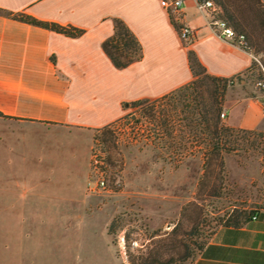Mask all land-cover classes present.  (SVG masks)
<instances>
[{"label":"rangeland","instance_id":"obj_1","mask_svg":"<svg viewBox=\"0 0 264 264\" xmlns=\"http://www.w3.org/2000/svg\"><path fill=\"white\" fill-rule=\"evenodd\" d=\"M236 6L240 33L264 64L258 3ZM218 17L226 21L219 8ZM256 78L254 67L242 81L231 79L225 95L253 89ZM200 86L205 93L211 83ZM190 93L161 102L154 110L156 123L142 105L127 108L123 118L99 130L23 131L0 124V264H148L157 249L163 260L174 261L183 245L206 244L227 220L264 211V138L247 136L238 151L223 156V171L201 186L199 155L177 159L162 142L143 137L161 130L162 114L189 124ZM101 172L106 188L90 191L88 182ZM115 218L116 232L108 234Z\"/></svg>","mask_w":264,"mask_h":264},{"label":"crops","instance_id":"obj_2","mask_svg":"<svg viewBox=\"0 0 264 264\" xmlns=\"http://www.w3.org/2000/svg\"><path fill=\"white\" fill-rule=\"evenodd\" d=\"M7 13L83 34L67 37ZM207 19L195 0H182L175 12L160 0H0V124L23 131L102 129L123 118L124 104L155 100L190 83L189 50L207 74L242 81L251 54L216 36ZM115 20L142 48V58L124 69L115 68L102 48ZM175 24L194 31L189 44ZM259 96L255 87L229 91L225 125L264 133ZM191 264H264V211L240 227L218 228Z\"/></svg>","mask_w":264,"mask_h":264},{"label":"trees","instance_id":"obj_3","mask_svg":"<svg viewBox=\"0 0 264 264\" xmlns=\"http://www.w3.org/2000/svg\"><path fill=\"white\" fill-rule=\"evenodd\" d=\"M256 1L258 3V0ZM214 2L219 8V11H221L222 17L232 26L235 32L240 33V30L243 28V22L241 19V11L236 4L239 3V5H245L246 0H214ZM258 6L261 11V20L264 26L262 10L259 3ZM6 15L13 19L63 34L67 37L74 38L83 34V30L71 26L63 27L53 23H45L22 14L7 13ZM175 28L177 30L180 29V27L176 24ZM246 41L248 43L247 37ZM102 48L113 66L117 69H124L142 58V48L140 43L129 28L120 20L114 21L113 35L103 42ZM187 56L189 67L193 76L190 83L158 99L138 100L126 103L124 104V107L127 109L131 106L137 107L147 105L148 107L145 108V110H147V112H145V116L156 123L154 110L161 102L171 101L178 94L185 96L191 91L189 96H192L190 101L193 102L194 107L191 112L193 115L192 118H187L189 120V124L182 125L183 120L174 121L173 119H170L168 113L162 114L161 120L159 119L157 124V127L159 126L161 130L153 128L143 137L153 138V140H157V142H162L163 147L169 150L170 154L177 159L178 157L180 159L187 157V154L190 156L199 155L202 160L203 167V173L199 185L204 186V181L206 179L208 180V178H210L216 170L218 172L223 171V156L225 154L238 151L240 142L246 140L247 136L254 135L264 138V133L234 129L223 124L220 120L222 102L224 101V95L228 83L229 85L232 84L230 83L232 80L207 74L193 51L189 50ZM254 67L255 64L253 63L251 65V70H253ZM198 69L205 74L203 77ZM256 77H258L257 71ZM205 80L211 83V87L204 93L201 90L200 84ZM205 94L207 96H205ZM190 136V152L187 153V143L189 142ZM214 193L215 188L212 187L208 195L211 196L214 195ZM252 216L253 215L250 214L243 220L239 217H233L230 220H227L224 226L240 227L241 225L249 222ZM117 227L118 220L115 218L109 225L108 234H114ZM204 245V240L194 243L192 246H189L188 244L183 245L184 250L181 254H177L178 257L174 261L163 260L161 252L157 249V251L151 253L146 261L149 259L148 264H175V261L185 263L192 261L197 252H200Z\"/></svg>","mask_w":264,"mask_h":264},{"label":"built area","instance_id":"obj_4","mask_svg":"<svg viewBox=\"0 0 264 264\" xmlns=\"http://www.w3.org/2000/svg\"><path fill=\"white\" fill-rule=\"evenodd\" d=\"M196 6L199 10L207 15V23L212 32L219 38L228 41L229 43L248 51L253 63L255 64L258 77L255 80L254 87L259 92V103L261 110L264 112V64L260 58L253 55L250 51L246 37L244 34L237 33L234 29L224 20L218 17V8L213 0H195ZM262 10V17L264 22V0H258ZM160 4L168 11H178L182 6V0H160ZM180 30V38L185 44H189L194 39V31L188 27H182ZM232 82V81H231ZM225 118V112L220 113V119ZM102 172L99 178L88 182L89 190L95 192L96 190H104L106 188V181L102 177ZM255 219V215L252 216Z\"/></svg>","mask_w":264,"mask_h":264}]
</instances>
